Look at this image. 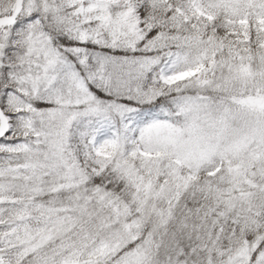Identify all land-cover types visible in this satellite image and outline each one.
Segmentation results:
<instances>
[{"label":"snow or ice","instance_id":"6c2138e0","mask_svg":"<svg viewBox=\"0 0 264 264\" xmlns=\"http://www.w3.org/2000/svg\"><path fill=\"white\" fill-rule=\"evenodd\" d=\"M0 264H264V0H0Z\"/></svg>","mask_w":264,"mask_h":264}]
</instances>
